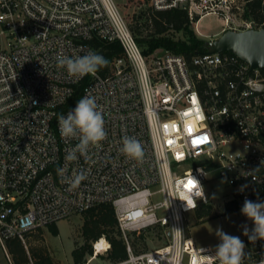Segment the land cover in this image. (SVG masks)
Listing matches in <instances>:
<instances>
[{"label": "built area", "instance_id": "obj_1", "mask_svg": "<svg viewBox=\"0 0 264 264\" xmlns=\"http://www.w3.org/2000/svg\"><path fill=\"white\" fill-rule=\"evenodd\" d=\"M150 3L183 9L196 26L215 16L220 33L264 29V0ZM96 42L122 48L109 75L77 79L58 66L61 54H100ZM152 55L142 52L114 0H0V246L7 264H14L7 240L24 241L28 232L105 203L115 209L127 251L111 264H217L212 247L187 233L186 217L212 205L218 182L225 205L236 204L240 214L246 199L264 201V72L229 52L204 51L189 61ZM77 87L78 100L96 98L107 138L87 158L66 162L78 141L61 137L58 117L75 108ZM125 136L143 145L142 162L121 153ZM83 170L87 179L70 189L65 178ZM25 217L30 230L21 226ZM156 225L168 242L134 252L127 234ZM243 242L244 264H264V240ZM109 249L95 245L85 264Z\"/></svg>", "mask_w": 264, "mask_h": 264}, {"label": "rangeland", "instance_id": "obj_2", "mask_svg": "<svg viewBox=\"0 0 264 264\" xmlns=\"http://www.w3.org/2000/svg\"><path fill=\"white\" fill-rule=\"evenodd\" d=\"M114 1L129 25L131 23L134 24L132 20L139 17L141 13H144L151 7L150 0ZM196 28H198V30ZM190 29L194 31L199 40L208 42L214 39V36H212L213 34L220 33L221 23L217 17L208 16L200 21L199 26L191 24ZM144 36L146 35L143 34L141 37L144 38ZM175 37L182 38V34L176 33ZM157 54L162 55L166 53L164 50L158 48L153 55ZM216 185V193L210 196L212 205H209L211 206L209 215H205L202 221L195 212V214H191L185 219L187 233L198 245H209L214 251L219 243L215 234L217 228H222L224 232L233 236H238L244 241V228L245 226L247 229L249 227L248 219L237 210L231 213L226 212L225 203L227 198L226 195L223 196V193L226 192V188L221 182L216 183ZM54 224L57 227V232L55 234L52 233L47 226L40 231L36 230L29 232L28 235L24 236L23 242L29 259L28 264H35V258L32 252L49 258L52 264H74L73 251L87 244L83 235V226L85 224L84 214H76ZM127 237L133 251L137 253L153 250L168 242L166 228L161 225H156L151 229L139 233L130 232L127 234ZM103 238L110 244L105 237H101L100 239ZM100 239L97 241H89L93 251L94 246ZM109 250L107 253L99 254L100 256L94 259L90 264H111L108 259ZM91 256L88 254L85 256V263ZM0 264H7V256L5 250L1 246Z\"/></svg>", "mask_w": 264, "mask_h": 264}, {"label": "trees", "instance_id": "obj_3", "mask_svg": "<svg viewBox=\"0 0 264 264\" xmlns=\"http://www.w3.org/2000/svg\"><path fill=\"white\" fill-rule=\"evenodd\" d=\"M132 22L134 24H130V29L137 37V42L146 56H150L156 49L160 48L165 53L182 55L189 61L196 54L207 50V42L199 40L194 31L190 29L191 22L187 12L183 9L155 10L148 8L139 17L133 19ZM176 33H181L182 38H176ZM143 34L146 35L144 38L141 37ZM96 46L100 47V54L109 61L107 67L99 70L103 76H107L112 73V59L116 56H123L122 48L118 42L110 44L96 42ZM80 89L81 87H77L76 94L70 103L78 100ZM210 209L211 206L209 205L202 206L196 211V214L203 221V217L209 215ZM236 210V204H226L227 213ZM83 214L85 216L83 235L87 244L73 251L74 264H85V256L87 254L90 256L93 254V249L89 241H97L101 237H105L111 245L108 253V259L111 263L126 259V243L118 226L113 205L111 203L100 204L90 208ZM48 227L52 233L55 234L57 232L55 224L49 225ZM41 229L36 230L40 231ZM28 233L25 235H28ZM6 247L14 264L29 263L25 244L20 238L14 237L7 240ZM32 255L35 258V264H52L50 259L43 255L36 254V252H32Z\"/></svg>", "mask_w": 264, "mask_h": 264}, {"label": "clouds", "instance_id": "obj_4", "mask_svg": "<svg viewBox=\"0 0 264 264\" xmlns=\"http://www.w3.org/2000/svg\"><path fill=\"white\" fill-rule=\"evenodd\" d=\"M56 59L58 66L65 68L69 77L77 79L88 75L95 76L101 68L107 67L109 63L103 55L91 50L83 55L73 57L61 54ZM58 125L63 139L78 141L74 147L67 151L66 162L77 161L79 157L87 158L90 149L99 148L101 142L107 138L102 111L99 109L96 98L91 95H85L79 99L75 108L66 115L61 114L58 117ZM120 151L127 158L137 162H142L144 159L143 145L135 137H123ZM60 171L62 173V170ZM87 173L88 170L74 172L71 177H66L65 181L69 184L70 189L77 188L83 180L87 179ZM199 187L203 190L200 184ZM204 199L206 201L205 197ZM241 213L254 225L251 232L245 226L243 234L248 237L251 243L264 240V201L253 202L246 199ZM21 226L24 230H30L34 226L33 220L30 217H25L21 221ZM215 234L219 243L212 256L217 264H244L245 257L249 255L245 251V243L238 236L224 232L222 228H217Z\"/></svg>", "mask_w": 264, "mask_h": 264}, {"label": "water", "instance_id": "obj_5", "mask_svg": "<svg viewBox=\"0 0 264 264\" xmlns=\"http://www.w3.org/2000/svg\"><path fill=\"white\" fill-rule=\"evenodd\" d=\"M207 53L229 52L264 72V29L246 32L226 31L207 42Z\"/></svg>", "mask_w": 264, "mask_h": 264}, {"label": "bare ground", "instance_id": "obj_6", "mask_svg": "<svg viewBox=\"0 0 264 264\" xmlns=\"http://www.w3.org/2000/svg\"><path fill=\"white\" fill-rule=\"evenodd\" d=\"M106 247H107V243L104 242L103 240H101L100 242L98 241L96 244V249L98 250V252H102Z\"/></svg>", "mask_w": 264, "mask_h": 264}, {"label": "crops", "instance_id": "obj_7", "mask_svg": "<svg viewBox=\"0 0 264 264\" xmlns=\"http://www.w3.org/2000/svg\"><path fill=\"white\" fill-rule=\"evenodd\" d=\"M212 36H214V38H216L218 36V33L213 34ZM213 40V39H212ZM155 53V52H154Z\"/></svg>", "mask_w": 264, "mask_h": 264}, {"label": "snow or ice", "instance_id": "obj_8", "mask_svg": "<svg viewBox=\"0 0 264 264\" xmlns=\"http://www.w3.org/2000/svg\"><path fill=\"white\" fill-rule=\"evenodd\" d=\"M189 183H191V181Z\"/></svg>", "mask_w": 264, "mask_h": 264}]
</instances>
